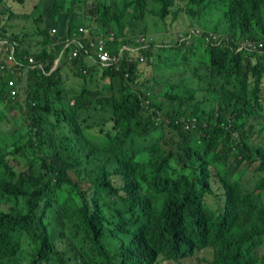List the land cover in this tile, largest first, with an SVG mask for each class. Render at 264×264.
I'll use <instances>...</instances> for the list:
<instances>
[{"label": "trees", "instance_id": "1", "mask_svg": "<svg viewBox=\"0 0 264 264\" xmlns=\"http://www.w3.org/2000/svg\"><path fill=\"white\" fill-rule=\"evenodd\" d=\"M8 1L0 37L36 68L17 79L23 101L9 97L11 76L0 71V264H161L209 248L213 264H264V49L237 51L264 40V0H39L20 15ZM194 6L222 13V42L193 69L196 84L159 93L160 73L141 67L155 45L140 48L137 38L151 15L167 23L196 16ZM81 26L115 32L141 56L91 76L68 50L56 67L65 47L53 45ZM73 75L86 82L70 93ZM97 79L110 89L92 90ZM13 110L19 130L10 132L1 125ZM193 119L187 130L182 122ZM162 127L153 145H127ZM251 167L258 177L247 189Z\"/></svg>", "mask_w": 264, "mask_h": 264}, {"label": "rangeland", "instance_id": "2", "mask_svg": "<svg viewBox=\"0 0 264 264\" xmlns=\"http://www.w3.org/2000/svg\"><path fill=\"white\" fill-rule=\"evenodd\" d=\"M91 2H95L96 0H90ZM105 1V0H104ZM109 1V0H107ZM119 3V6L122 8V3L120 0H116ZM12 8L15 9V14L20 15L24 12H33L34 6L39 4V0H26L23 4H17L16 0H9L8 1ZM111 2V1H110ZM185 4L184 0H181V5ZM41 4L38 5L40 7ZM43 6L46 8V4L44 3ZM194 9L198 10V14L196 16L188 15V14H181L179 19H174L173 16L167 19V23L159 18L154 16H150L146 23H144V29L147 30L146 34L148 37V45H155V56L151 60L146 58V63L142 64L141 67L147 69L146 76H151V72L156 71L160 73L161 76L157 74V80L155 82H160V86L157 89V92L162 93L169 89L170 93H181L184 91L185 82L187 85L189 84H196V80L193 79L194 73L192 72L193 69L200 63L210 62V55L207 51L208 45H217L222 42L221 36L222 34L215 31L214 25L219 19L222 18V13L219 12L215 7L208 11V13L201 14L200 8L195 7ZM78 12L80 10L78 9ZM39 13L36 14V17ZM81 23V20H79ZM208 24L210 27L202 28L203 24ZM29 25H32L29 21ZM201 26V27H200ZM31 28V26H29ZM141 35V34H140ZM6 47V46H4ZM132 46L126 47L123 43V40H118L115 44L111 46V51L115 55L117 51L124 50L122 53L123 59L127 58V53H130V56L134 57L136 60L141 56L139 52ZM162 56V60L160 58ZM84 63V62H83ZM152 64V65H151ZM90 69V73L86 74L91 76H97L99 73V68L94 65L88 66ZM81 68H84L81 67ZM68 71V66L66 68ZM83 70V69H82ZM67 80V87L70 93H73L74 90L76 91L82 90L85 84H81V82L85 83L84 79L77 78L76 76H70ZM117 80V79H116ZM115 80V81H116ZM90 87L92 90L98 89L99 86H107L108 90L111 87V80L108 79L105 82L101 81L100 79L96 80L95 84H91L89 80ZM176 86L175 89L173 87ZM119 88V84L116 85ZM22 90V89H21ZM75 91V92H76ZM76 94L74 93L73 96ZM23 101L26 97L23 95V92L20 91V95L17 99ZM211 97H207L206 101L208 103L212 102ZM67 102V99H65ZM144 118H146L144 116ZM20 119V114H17V110H13L11 112V116L8 121L4 122L1 126L10 132L18 131L19 125L16 124V120ZM165 118L163 120H167ZM167 123V122H166ZM168 124V123H167ZM0 128V133H1ZM166 136V129L164 127L160 128L154 135L148 138H142L138 135L132 136L128 139L127 145L128 146H150L156 143L158 140L164 139ZM3 137V134L1 138ZM258 141L255 139L254 142ZM257 143V142H256ZM14 162V161H13ZM258 174L255 171V167L248 168L247 171L244 173L242 178V183L245 188L249 189L254 186V182L257 179ZM214 253L213 249H201L197 252V254L187 260H182L180 262L173 261V260H163L161 264H213Z\"/></svg>", "mask_w": 264, "mask_h": 264}, {"label": "built area", "instance_id": "3", "mask_svg": "<svg viewBox=\"0 0 264 264\" xmlns=\"http://www.w3.org/2000/svg\"><path fill=\"white\" fill-rule=\"evenodd\" d=\"M52 33L53 35L57 34V30L53 29ZM148 37L149 36L145 34H141L137 38L138 44L141 45L140 48H146L149 46ZM117 40H119V38L115 32L106 34L103 31L98 30L96 27L81 26L73 36L68 35L67 38L57 41L53 46L64 45L65 47L64 53L61 54L59 59H62L65 52L69 50L70 61H74L76 59L85 61L87 66L83 68V72L88 74L90 73L88 67L89 65H94L103 69L111 67H115L117 70L120 69L122 61L124 60L122 57L124 50L122 49L115 55L111 51V46L115 44ZM126 47L127 46H125V48ZM18 48L22 50L17 41H9L0 37V71L5 74V76H11V78L7 81V88L9 90V97L12 100H16L20 95V86L17 79L19 77L25 78L30 69L36 68V61L33 56L28 58L27 65L16 61L15 55ZM133 48H135L137 52L140 51V48L138 47ZM262 49H264V40L258 42L245 40L239 43L237 51L254 52ZM134 61L135 58L130 56L129 62L133 63ZM141 61L142 63L145 62L144 56H141ZM146 103L148 108H150L151 102L147 100ZM166 122L170 123V119H167ZM180 123V120H178L177 124ZM196 123L197 119L182 122L187 130L196 129Z\"/></svg>", "mask_w": 264, "mask_h": 264}, {"label": "crops", "instance_id": "4", "mask_svg": "<svg viewBox=\"0 0 264 264\" xmlns=\"http://www.w3.org/2000/svg\"><path fill=\"white\" fill-rule=\"evenodd\" d=\"M103 71H104V69L103 68H100V71H99V73H103ZM97 76H98V74H97ZM96 82H94L93 84H95Z\"/></svg>", "mask_w": 264, "mask_h": 264}, {"label": "water", "instance_id": "5", "mask_svg": "<svg viewBox=\"0 0 264 264\" xmlns=\"http://www.w3.org/2000/svg\"><path fill=\"white\" fill-rule=\"evenodd\" d=\"M60 60V59H59ZM59 60L56 62V67L58 66V64H59Z\"/></svg>", "mask_w": 264, "mask_h": 264}]
</instances>
